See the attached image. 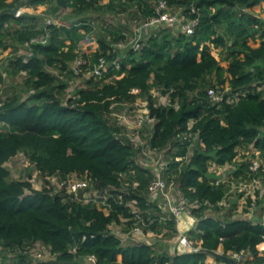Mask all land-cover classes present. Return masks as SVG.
<instances>
[{
  "label": "trees",
  "instance_id": "1",
  "mask_svg": "<svg viewBox=\"0 0 264 264\" xmlns=\"http://www.w3.org/2000/svg\"><path fill=\"white\" fill-rule=\"evenodd\" d=\"M22 1L0 0V60L1 51L12 46L6 71L26 73L29 92L27 97L6 96L0 89V264H90L88 255L97 257L93 264H229L209 262L208 252L219 249L225 254L243 252L250 264H264L259 247L264 220L235 218L234 207L227 209L234 180H264V171L250 169L256 155L252 146L264 157V19L253 10L264 0H167L182 18L198 20L195 32L188 34L178 25L158 28L140 51L130 48L126 54L111 46L125 38L127 26L120 22L103 20L95 51L81 46V39L96 31L91 14L131 10L129 15L146 18L156 14L157 0H57L55 6L53 0H25L26 7L45 5L52 12L70 7L84 16L70 25L40 24L38 15L25 11L20 16L1 13ZM40 35L47 40L32 43L31 55L19 53L25 42ZM215 48L220 58L213 54ZM100 56L109 61L108 71L90 76L66 98L74 77L71 63L83 58L81 68L87 72ZM117 58L119 68L113 62ZM51 68H57L61 78ZM211 87L224 91V99L212 103ZM153 90L168 95L169 101L159 103ZM137 97L148 100L154 120L147 144L171 159L164 169L167 182L198 203L190 209L196 225L187 233L200 242L196 251L171 254L150 243L124 245L109 231L112 223L133 224L135 215L127 203L136 200L143 218L153 219L145 230L166 229L170 242L179 235L177 221H160L154 214L157 207L148 203L153 170L140 161L141 147L114 114ZM149 125L146 122L145 130ZM243 150L250 154L238 161ZM21 152L43 175L88 171L95 188L112 189L110 212L82 204L64 190L36 189L31 173L10 179L6 164ZM213 163L233 165L234 175L217 184L221 176L210 169ZM256 193L260 205V190ZM263 209L262 203L260 216ZM39 243L49 249L47 261L32 256Z\"/></svg>",
  "mask_w": 264,
  "mask_h": 264
},
{
  "label": "built area",
  "instance_id": "2",
  "mask_svg": "<svg viewBox=\"0 0 264 264\" xmlns=\"http://www.w3.org/2000/svg\"><path fill=\"white\" fill-rule=\"evenodd\" d=\"M155 6L156 14L149 15L146 18L133 17L129 15V12L131 10L120 11L117 14H114L115 20L112 19L110 21L109 17H107L108 24L110 25H116L118 22H120L123 25L127 26V28H124L123 32L125 38H120L117 40L116 43L113 42L111 44L114 50L118 48L120 50H125L126 47L129 45L130 48L134 51H140V49L142 48L143 41L148 38L152 31L154 32V30L156 31L158 28L178 25L180 29L185 30L188 34H192L195 32V26L198 23L197 19L186 20L182 18L178 11L172 10V8L168 5L167 0H157L155 1ZM192 11L194 12L196 11V9L192 8ZM22 13L23 9L21 8L17 11L15 15L20 16ZM50 23L62 24L60 21L52 22L49 20L48 24ZM93 35L94 33L91 32L89 34H86L84 38L86 40L91 38L94 39ZM46 40V35H40L38 37L31 38L29 41L25 42V46L22 47L19 51L20 53L24 52L23 54L25 55H31L32 52L30 51V49H28V47L32 43L46 42ZM94 43L96 45V50L99 47V41H94ZM113 62L118 68L120 67L119 58L115 59ZM84 63L85 61L81 57H78L74 61V67L72 65V70L75 74L79 73ZM109 64L110 63L106 59V57L100 56L98 58V61L94 64V67L92 69L90 68L86 73L89 74V76L101 77L103 73L108 71ZM137 91L138 90L133 89L131 92L137 93ZM154 91L156 90H153V92ZM208 95L212 103H217L223 100L225 96L224 91L215 87H211L208 89ZM237 99L238 97H236V100ZM135 102L142 103V105L145 106V111L137 118V123L135 127L132 129L126 127L125 133L134 143L141 147V153H144L153 158L152 162L149 165L144 163L145 166H149L153 170V178L147 186L148 203L152 206L157 207L158 211L154 214L158 216L160 221H170L175 219L178 224L182 215L184 213L191 214L190 209L192 207H197L198 203L190 202L189 199L181 192L180 189H175L171 184L167 182V179L164 176V169L167 167L168 163L165 161L160 162L159 159H156L155 157L151 156V153H156V151L147 144V141L145 139V135L147 136L148 134H150L148 132L145 133L146 122H151L150 125L152 126L154 121L149 116L148 100L145 98L137 97L133 103ZM133 103L127 104L126 107L132 106ZM1 105L2 101L0 100V106ZM114 114L117 117V113L114 112ZM118 121L120 122V124H122L120 120ZM251 152L256 153V155L255 159L252 160L250 169L252 171H256L258 170L260 165V162L257 159L259 156V151L254 146H252ZM244 153L248 154L249 151L243 150L241 153V157L244 155ZM213 165H215L216 167H220L217 166L215 163H213L212 166ZM212 166L210 168L211 170H213ZM225 166H231V169L233 168V165L227 164ZM36 171L38 172V176L41 179V188L47 187L51 189L52 193H62V191L64 190L67 194L71 195L74 200L82 202V204L92 203L98 208L103 209L105 213L108 214L110 212L112 206L110 198L113 196L111 195L112 189L108 188L105 190H99L98 188H95V180L88 171L82 173L72 172L66 176L60 173L43 175L37 169V167ZM34 179L35 177L32 175V183H34ZM223 181L224 180L222 177H217L216 183L218 184ZM252 181H255V179H253ZM137 184L138 182H134V185ZM121 189L124 190L125 188L123 187ZM119 199H122V195H119ZM127 204L132 208V212L135 215V221L133 222V224L126 226L125 223L128 222V219L122 218V221L125 226L123 224L116 223H112L109 226V231L118 236L124 245L130 243H150L153 245H157L158 239L162 241H168L165 238L166 229H164L160 233L151 229L145 230L148 224L153 223V219H149V221L147 222L143 218L136 204V200H132V202L130 201ZM193 220L195 221L196 225V218L193 217ZM152 238L153 240H151ZM171 246L172 254L176 252L196 251L200 248V242L195 241L193 238H191L187 234V232H181L179 233L177 239L172 242ZM48 250L49 249L46 246H43L39 243L33 248L32 256L35 261L39 259L47 261L49 259ZM229 255L233 256L236 259L237 264H250L249 262H247L246 253L234 252L229 253ZM212 257L213 256H211L210 258ZM96 261L97 257L95 255L87 256L88 263L93 264Z\"/></svg>",
  "mask_w": 264,
  "mask_h": 264
},
{
  "label": "rangeland",
  "instance_id": "3",
  "mask_svg": "<svg viewBox=\"0 0 264 264\" xmlns=\"http://www.w3.org/2000/svg\"><path fill=\"white\" fill-rule=\"evenodd\" d=\"M54 6L58 4L57 0H53L51 2ZM263 5V4H262ZM47 6L45 5H39L37 7H26L25 5L23 6V11L29 12L32 14H36L39 16L38 22L40 24H47L48 21H60L62 24H67L70 25L75 21H80L81 18H83V15L77 14L76 12L72 11L70 7H60L58 8L57 12H52L50 10H46ZM254 12L258 14L260 17L264 19V11L263 8H260L259 5H256L253 8ZM112 12H107V13H93L91 15L96 17V20L94 21V26L96 28V31H94V39H81V46H83L85 49H88L90 52L95 51V43L94 41L99 40V36L103 34V29L101 26H103V20L104 22L108 23L107 17H109V20L111 21L112 19L115 20V15L111 14ZM102 20V21H101ZM101 21V22H100ZM130 28V26H129ZM176 31L178 29H175ZM130 35V34H129ZM250 43H254L253 40L250 41ZM259 40L254 43V45H258ZM130 50V46L128 45L124 50H121L122 54H126L127 51ZM213 54L217 57H221V53L219 49H213ZM20 53V51H19ZM24 52H21L20 54H23ZM13 51H12V46L9 48L2 50L1 51V60H0V73L3 74L4 81L0 83V89L3 95H8V94H14V93H21L24 97H27L29 95L28 92V87L26 85V73H20L17 75L11 74L10 72L7 73L6 69L8 68L9 65V60L10 58L13 57ZM139 54H137L138 56ZM84 60V59H83ZM74 63V62H73ZM71 63L70 68L72 69V65L74 67V64ZM221 64L223 66H227L228 62L223 60L221 61ZM52 73L56 74L61 78V73L57 68H51L50 69ZM68 78V77H67ZM65 74L63 75V79H67ZM90 78L89 74L86 73L84 68H81L79 73L75 74L74 77H71L69 82L70 85L66 89V98L73 96L76 90L80 87H83L85 85L87 79ZM154 94L157 95L159 103H167L169 101L168 95H163L158 91H154ZM145 111V106L142 105L140 102H135L132 104V106H122L121 108L115 109V113H117L118 120L121 121L123 126L128 127L129 129H132L135 127L137 123V118ZM151 124V122H150ZM152 129V126L149 125V129L145 131L150 133ZM146 137V135H145ZM144 138V136H143ZM252 151V150H251ZM192 152V148H191ZM242 153V151H241ZM240 153V154H241ZM250 153H248L249 155ZM152 157H155L156 159H159L160 162L165 161L169 164L171 159H168L165 157L164 153H151ZM152 159L150 156L141 153L140 152V161L143 163L149 165L152 162ZM242 157L238 156L237 160H241ZM255 159V158H254ZM260 162L259 168L262 171H264V157H261L260 155L257 158ZM6 166L9 168L11 172L10 179L12 178H21L27 173H31L35 179L33 183V187L36 189H42L41 188V179L38 176V172L36 171V167L29 158V156L25 152H21L18 154L16 157H13L7 164ZM212 169L216 171V176H221L224 180V182H227L230 180L231 176L234 175L233 169H231V166H220L216 167L215 165L212 166ZM257 190H260V196H261V204H257V196L258 194L256 193ZM230 197V202L227 203L230 206H227L228 208L234 207V216L235 218H247V219H253L254 221H257L255 218H252L254 213L258 210L259 208L262 207V203H264V180L262 177H255V181H243V180H234L232 189L229 194ZM249 199H251L252 203H250ZM247 209V210H246ZM257 214V213H255ZM183 233V231H181ZM179 232V233H181ZM170 237H167L166 239L169 240ZM153 240V238L151 239ZM158 247L161 249L167 248V251H169V247L167 246V243L159 240L157 241ZM172 248V246H170ZM261 252L264 254V243H262L260 246ZM218 252L223 253L222 249H219ZM216 258L212 257L209 258L211 262L216 263ZM218 260V259H217Z\"/></svg>",
  "mask_w": 264,
  "mask_h": 264
},
{
  "label": "crops",
  "instance_id": "4",
  "mask_svg": "<svg viewBox=\"0 0 264 264\" xmlns=\"http://www.w3.org/2000/svg\"><path fill=\"white\" fill-rule=\"evenodd\" d=\"M259 6H260V8H263V11H264V2L259 4ZM255 213H257V214H255ZM255 213L252 216V218H255L256 220H264V209L261 212L262 216H260V213H259L258 210ZM194 226H195V221L193 220L192 215L190 213H184L182 215V217L180 218L178 224H177V229H178L179 232L183 231V232H187L188 233L189 230H191ZM164 242L167 243V246L170 249V253L172 254L171 247H170L172 245V242H170L169 240L168 241H164ZM156 246L158 247V244ZM158 248L160 249V247H158ZM209 262H211V260H209Z\"/></svg>",
  "mask_w": 264,
  "mask_h": 264
},
{
  "label": "water",
  "instance_id": "5",
  "mask_svg": "<svg viewBox=\"0 0 264 264\" xmlns=\"http://www.w3.org/2000/svg\"><path fill=\"white\" fill-rule=\"evenodd\" d=\"M24 3H25V0H23L22 3H20L19 5L15 6V7H10V8H6V9L2 10L1 13L8 12V13L15 15L18 10L23 8ZM208 253H210L211 256H213L214 258H216L218 260L225 261L229 264H237L236 259L229 254L220 253L218 251H210Z\"/></svg>",
  "mask_w": 264,
  "mask_h": 264
},
{
  "label": "clouds",
  "instance_id": "6",
  "mask_svg": "<svg viewBox=\"0 0 264 264\" xmlns=\"http://www.w3.org/2000/svg\"><path fill=\"white\" fill-rule=\"evenodd\" d=\"M23 9V8H22ZM24 12V11H23Z\"/></svg>",
  "mask_w": 264,
  "mask_h": 264
}]
</instances>
